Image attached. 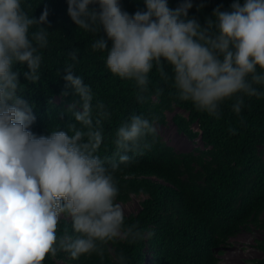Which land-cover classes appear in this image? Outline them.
<instances>
[{"label":"clouds","instance_id":"clouds-1","mask_svg":"<svg viewBox=\"0 0 264 264\" xmlns=\"http://www.w3.org/2000/svg\"><path fill=\"white\" fill-rule=\"evenodd\" d=\"M25 2L0 0V264H43L60 251L73 260L92 254L103 259L109 242L134 243L143 235L125 223L116 173L151 148L154 120L131 115L115 131L112 154L101 156L111 113L93 103L92 86L74 74L73 50L62 95L71 90L78 99L65 109L66 130L34 134V106L24 98L20 74L30 83L40 79V50L49 46V34L32 29L46 26L49 12L30 16ZM67 4L71 20L93 35L91 51L106 53L107 69L135 83L138 100L149 90L154 68L162 81H171L179 100L212 117H220L225 101H234L232 111L240 114L245 97H264V0L217 6L203 24L189 14L194 6L202 11L203 0H178L175 8L169 0H143L145 7L134 14L121 0ZM62 218L71 221L72 234L58 235ZM113 264L128 259L119 254Z\"/></svg>","mask_w":264,"mask_h":264},{"label":"trees","instance_id":"trees-1","mask_svg":"<svg viewBox=\"0 0 264 264\" xmlns=\"http://www.w3.org/2000/svg\"><path fill=\"white\" fill-rule=\"evenodd\" d=\"M200 2L195 0V4ZM203 2L202 11L195 6L189 10L202 24L217 6L227 10L233 0ZM121 3L130 14L145 7L143 0ZM169 3L175 8L178 0ZM24 7L37 18L45 9L49 12L47 25L32 29L44 27L49 34V46L40 50V79L30 83L20 74L24 98L34 106V134L49 135L60 126L66 130L70 116L65 109L78 97L71 90L67 96L62 95L66 85L64 67L73 63L69 53L78 50L74 74L83 76L85 83L92 86L93 103L102 102L111 113L104 123L106 140L101 156L112 154L115 131L131 115L143 114L154 120L155 126L165 124L167 113L177 107L188 113L174 114L178 131L191 140L201 137L205 144L204 149L179 152L156 130L155 137L148 138L151 148L135 156L127 166L121 165L116 173L118 203H128L133 196L143 197L140 210L125 215V223L137 225L142 237L134 243L127 239L109 242L103 259L92 254L73 260L60 251L55 257L46 256L43 264H60L62 260L69 264H113L119 254L127 257L128 264H145L149 254L150 264H218L221 248L241 230L255 225L264 231V97H245L240 114L232 111L234 101H225L220 117H212L196 110L190 101L179 100L171 81H162L154 68L149 90L143 93L142 101L138 100L135 83L107 69L106 53L91 51L93 35L71 20L67 0H26ZM23 70H27L26 66ZM166 70L171 74L170 68ZM57 233L72 234L71 221L62 218ZM258 248L263 255L250 264H264V242Z\"/></svg>","mask_w":264,"mask_h":264},{"label":"rangeland","instance_id":"rangeland-1","mask_svg":"<svg viewBox=\"0 0 264 264\" xmlns=\"http://www.w3.org/2000/svg\"><path fill=\"white\" fill-rule=\"evenodd\" d=\"M175 113L188 115L187 111L181 108H175L174 112L167 113V122L165 124H155L156 130L162 138L172 145L179 152H189L196 148L204 149L205 144L201 137L191 140L183 133H180L173 121ZM195 130L200 131L198 125H194ZM264 151V146H263ZM143 197L133 196L128 203H120L125 211V215L137 213L140 210V201ZM68 220V219H67ZM264 242V231L252 225L250 229L241 230L236 236L229 239L228 243L221 249L218 264H250L251 260L262 257V251L258 248V244ZM152 255L145 264L151 263ZM60 264H69L66 261H59Z\"/></svg>","mask_w":264,"mask_h":264}]
</instances>
